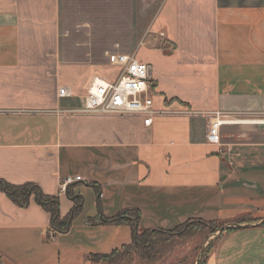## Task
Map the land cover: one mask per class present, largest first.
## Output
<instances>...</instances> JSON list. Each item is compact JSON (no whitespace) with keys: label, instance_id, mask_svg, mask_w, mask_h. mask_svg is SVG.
<instances>
[{"label":"crops","instance_id":"0c3cea01","mask_svg":"<svg viewBox=\"0 0 264 264\" xmlns=\"http://www.w3.org/2000/svg\"><path fill=\"white\" fill-rule=\"evenodd\" d=\"M106 48L149 63L154 107L166 114L147 126L138 115L75 111L95 76H118ZM62 86L73 95L60 97ZM218 110L245 120L223 125L220 145L206 137ZM258 119L264 0H0V179L58 195L63 217L74 206L68 192L83 197L69 230L55 233L34 197L20 207L1 191L0 261L89 264L90 254L130 243L132 229L88 219L135 207L141 229L247 220L216 237L206 264H264ZM67 176L82 179L63 193Z\"/></svg>","mask_w":264,"mask_h":264},{"label":"built area","instance_id":"2783aa9c","mask_svg":"<svg viewBox=\"0 0 264 264\" xmlns=\"http://www.w3.org/2000/svg\"><path fill=\"white\" fill-rule=\"evenodd\" d=\"M109 60L112 65L119 67L118 76L115 79L95 76L87 86L82 107L75 111L98 116L138 115L143 117L147 126L152 124L155 116L167 113V110H157L154 107L149 63L139 59L136 53H112ZM72 95L70 86H62L59 89L60 97ZM244 121L235 117L233 113L219 110L213 112L208 124L207 141L222 144V126ZM254 121L264 124V119ZM81 179V176L65 177L61 183V192L65 193L69 185Z\"/></svg>","mask_w":264,"mask_h":264},{"label":"trees","instance_id":"16d2710c","mask_svg":"<svg viewBox=\"0 0 264 264\" xmlns=\"http://www.w3.org/2000/svg\"><path fill=\"white\" fill-rule=\"evenodd\" d=\"M5 192L18 206L27 207L30 204L31 198L34 197L35 201L40 204L51 215L50 227L55 233L67 232L71 226L72 221L82 212L83 197L75 195L69 191V196L74 201V206L71 211L66 215H61L60 198L58 195L46 194L41 187L34 182H27L24 184H12L4 179H0V192ZM133 214V215H132ZM141 211L138 208L130 207L125 208L113 216H105L100 213L99 215L89 218L88 222L92 225L97 224H117L129 225L132 229V241L128 244L122 245L120 248L113 249L109 253H92L89 255V263L91 264H121L127 258H132L138 255L139 262L148 263L156 261L163 253L166 247L165 243L170 242V238H164L166 233L164 228H140ZM247 220L236 219L234 223H243ZM194 225V222H199V225L204 227L218 228L216 223L225 221L220 220H203L199 218L190 219L175 228H179L185 224ZM223 228V226H220ZM237 227L229 226L224 231H232ZM174 229V228H172ZM224 231H221V235ZM208 253L214 245V241L208 244ZM207 258L203 263L206 264Z\"/></svg>","mask_w":264,"mask_h":264},{"label":"rangeland","instance_id":"374dc122","mask_svg":"<svg viewBox=\"0 0 264 264\" xmlns=\"http://www.w3.org/2000/svg\"><path fill=\"white\" fill-rule=\"evenodd\" d=\"M115 51H117L116 48H106L105 57L108 58V56ZM130 51H132V48H121V52H130ZM136 52L138 54V57L143 56L146 59H148L151 55V51H149L148 48H140V46H138ZM151 94L152 95L154 94L152 92V89H151ZM226 151H230V150H225V152ZM87 199H89V196H87ZM89 204H91V202H89ZM91 207L92 206L90 205L86 206L84 214L92 213L93 207L92 208ZM189 224L190 223L185 224L183 226H180L179 228L165 230L166 233L163 236L164 238H170L169 240L170 242L165 243L166 247L164 248L163 253L159 256V259H157L156 261H151L148 263L139 262L138 255H134L132 258L130 257L127 258L121 264L203 263L208 256L207 255L208 246H209L208 244L214 241V245H215L216 237L221 233V229H223L224 227L228 228L230 225H233L234 221H229L225 223L223 222L216 223L215 225L218 226V228L215 229L216 231H213L214 228L212 227L203 228L201 225H199V222H194V225H189ZM220 226H223V228ZM124 241H125V237L121 236V243ZM0 264H4V263L0 261Z\"/></svg>","mask_w":264,"mask_h":264},{"label":"water","instance_id":"95a60500","mask_svg":"<svg viewBox=\"0 0 264 264\" xmlns=\"http://www.w3.org/2000/svg\"><path fill=\"white\" fill-rule=\"evenodd\" d=\"M233 225H238V224H233ZM226 228L224 227L223 229H221V231H224Z\"/></svg>","mask_w":264,"mask_h":264}]
</instances>
